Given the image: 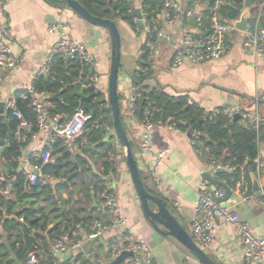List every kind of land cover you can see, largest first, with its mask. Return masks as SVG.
Wrapping results in <instances>:
<instances>
[{"label": "crops", "instance_id": "1", "mask_svg": "<svg viewBox=\"0 0 264 264\" xmlns=\"http://www.w3.org/2000/svg\"><path fill=\"white\" fill-rule=\"evenodd\" d=\"M177 1L181 8L179 18L173 26L161 21L160 27L166 37L162 39L153 54L149 53L158 59H163L166 67L160 69L158 73H154L151 69L150 76L144 81L143 86L148 90L161 88L171 96H185L190 104L198 105L205 110L241 106L244 114L264 117V56H256L251 49L245 46V32L239 31L231 37L230 49L222 58L197 65L187 62L179 68L173 67L177 47L183 42L185 35L191 33L197 36L201 33L197 25L192 26L191 19H187L184 12L192 10L196 15H200L208 10L207 0H198L196 3H192L191 0ZM134 4L136 9H140L142 1L134 0ZM245 9L244 5L243 13ZM259 13L264 15V0L253 1L248 20L249 26ZM0 15L7 25L6 39L19 62L15 71L0 72V107H6V102L11 96H19L24 83H31L35 80L41 64L49 54L50 47L63 38L78 40L85 44L87 52L96 59L99 65L104 85L110 73L112 54L111 39L106 29L90 24L66 4L55 7L45 0H0ZM117 24L122 36V47L123 43H126V50L132 52L137 62L133 73L127 76L119 75V88L124 95L121 102L123 122L136 148L134 156L138 168L141 176L144 174L142 178H145L143 179L146 186L148 185L154 194L167 201L180 224L192 235L199 188L203 183L214 187L203 178L204 174H210L215 179L226 183L218 177L217 172L208 170L204 157L183 132L155 127L148 132L152 150L143 151L141 149L142 135L145 130L139 125L137 117L131 114L130 95L135 85L132 76L139 67H142L138 61L144 56L143 48L148 46L149 37L145 32L146 35L141 33L142 30L134 31L122 20H119ZM52 26L57 27L55 32L50 31ZM108 135L109 140L114 136L111 144L115 149V173L103 175L102 159L97 158L98 154H95V150L90 152L81 148V151L74 156V158L79 156L80 163L74 158L72 160L79 171L90 167L92 172H86L83 180L73 178L71 182H68L66 178H58V182L51 186L62 181L66 182L65 188L55 195L57 198L70 200L68 208H74L77 206L75 200L82 199L85 202L89 200V197L84 194L85 188L82 187V182L89 184L100 181L99 175L105 176L119 203L126 224L110 229L93 240L87 237L91 224L87 227L88 233L81 229L78 230L75 233L79 239L83 240L82 247L66 255H60L58 257L60 263L83 264L82 260H84L89 264H95V259L108 260L112 241L118 240L119 244L124 247L127 245L129 234H134L149 246L154 264H202L179 242L161 237L146 221L126 165L125 150L119 145L111 129ZM42 139L43 136L39 134L38 140L30 143L23 150L22 157L19 159V168L13 173L14 175L9 174L10 169L0 156L1 184L4 179H9L7 182L15 181L16 173L33 169L29 159L32 151L40 145ZM160 151H167V154L160 169V183L154 188L150 170L153 165V154ZM97 153H100V150ZM255 175L257 176L256 173ZM257 178L260 192L254 190L253 177L251 186L247 180L245 181L247 190L250 189L249 193L253 195V199L243 201L238 194L233 192L231 199L224 204L233 207L255 234L264 238V173ZM91 195L93 204L97 206L99 193L94 194L92 190ZM42 206L47 208L48 203ZM94 217L106 220V216L98 212H95ZM216 225L213 242L209 247L203 248L205 253L216 264H254L247 262L243 246L234 227L218 218ZM0 230H2L1 224ZM79 256L82 259L77 261ZM125 261L126 259L121 264ZM18 264L26 263L19 262Z\"/></svg>", "mask_w": 264, "mask_h": 264}, {"label": "trees", "instance_id": "2", "mask_svg": "<svg viewBox=\"0 0 264 264\" xmlns=\"http://www.w3.org/2000/svg\"><path fill=\"white\" fill-rule=\"evenodd\" d=\"M52 6L58 7L66 4V0H45ZM93 16L110 19L118 22L119 20L127 23L134 31L139 29L136 23V8L134 0H77ZM165 0H143L142 6L148 14L149 19H154L161 26V10ZM229 5L221 8L220 15L223 21H237L240 19L243 9V0H228ZM212 16L207 10L203 13L201 35L210 28ZM144 56H149L147 46H144ZM142 57V58H143ZM80 62L77 59H64L57 57L52 65L51 75L47 78H37L34 86L38 91H47L53 94L50 99L52 106L48 109L51 117L67 114L72 117L77 111H84L93 118L89 124L96 119H100L103 128L93 130L83 139L79 140L81 148L87 151L95 150L97 158L102 159L103 175L115 173V149L111 144L114 136L105 141L108 131L113 129V118L109 106V96L99 92L93 101H83L79 93L86 95L92 93L90 90L74 83ZM147 70L145 74L136 77L133 74L135 85L142 88L141 100L136 104L135 116L137 119L144 118V112L149 104L155 108V121L176 122L177 127L182 131H198L202 136L198 140L196 147L201 155L207 160H217L224 164H231L235 167L233 172H220L218 177L225 181L226 185L234 189L239 182H252V174L256 173L254 159L257 157L259 148L264 144V125L254 128L245 124L241 119L233 122L220 113L212 117L206 114L205 109L198 105L189 104L185 96H171L161 88L148 90L144 87V81L150 76L151 69L147 65H142ZM65 85L67 88L63 89ZM20 96V95H19ZM121 101V96L119 94ZM29 103L22 98L18 101V108L23 116L32 124L33 132H37L36 114L29 108ZM181 122H185L182 124ZM20 121L14 118L6 107H0V156L7 163L9 174L14 175L19 168V159L22 157L23 150L29 145L20 143L16 138V132ZM127 132V127L124 124ZM128 134V132H127ZM134 153V143L131 142ZM100 150V153H97ZM46 151V149L44 150ZM94 152V151H93ZM52 162L43 165V171L54 175L56 178H66L71 182L73 178L83 180L86 172L92 169L83 168L81 171L76 167L62 140L51 149ZM250 161L246 163V158ZM74 160H79V156ZM29 162L33 166H40L42 160H36L32 156ZM7 169V170H8ZM141 173V172H140ZM14 194L8 200L0 193V264H18L27 260L28 255L39 252L38 264H54L57 257L52 251V242L63 233L73 234L78 230L89 232L88 226L98 217H94L97 207L91 199V191L94 194L101 193L104 189V181L82 182L84 194L89 197L85 202L82 199L76 200V207L68 208L70 200H61L56 197L59 190L65 188L64 182L55 186L28 188L26 177L23 172L16 173L14 176ZM98 179V178H97ZM6 180V181H5ZM9 179H4L2 185ZM146 186V184H145ZM251 186V185H250ZM147 190L153 193L147 186ZM250 190V189H249ZM247 190L248 192H250ZM154 194V193H153ZM156 195V194H155ZM100 199V198H99ZM48 203L52 209L44 208L42 205ZM98 205V204H97ZM13 215V216H12ZM23 219V222L20 221ZM80 228H77L78 226ZM51 226V227H50ZM79 256L76 260H81ZM83 264H89L82 260Z\"/></svg>", "mask_w": 264, "mask_h": 264}, {"label": "built area", "instance_id": "3", "mask_svg": "<svg viewBox=\"0 0 264 264\" xmlns=\"http://www.w3.org/2000/svg\"><path fill=\"white\" fill-rule=\"evenodd\" d=\"M143 1V0H141ZM198 0H191L196 3ZM207 0L208 11L212 16L210 28L202 36L195 34L185 35L183 42L177 47L175 57L173 60V67L179 68L185 63L202 64L217 60L225 56L231 43V37L235 36L239 30L235 26V22L223 21L220 15V10L229 5L228 0ZM142 13V21L144 24V32L149 37L148 50L150 54L156 51L165 34H163L159 23L154 19H149L148 14L144 11L143 6L140 8ZM181 14V8L177 0H165L161 10V20L167 25L173 26ZM196 16V25L201 26L203 14L196 15L192 10L184 12L187 19H192ZM138 18L136 23L138 25ZM57 30L56 26L50 28L51 32ZM140 30V28L138 29ZM202 32V31H201ZM244 44L251 49L256 56H264V15L259 13L253 20L252 25L249 26L248 31L245 32ZM7 25L5 20L0 15V72H12L18 68V58L13 53L12 47L7 39ZM77 59L80 62L77 77L74 81L76 85L80 84L83 88L95 93L103 92V75L100 72L99 65L96 59L90 55L83 42L63 38L55 42L49 49L47 58L41 64L37 78H47L51 75L52 65L57 58ZM147 72L143 67H139L135 72L136 77H140ZM35 80L31 83H24L21 87L22 93L20 96L13 95L6 102V110L12 114L14 118L20 121L19 128L16 132V138L20 143H33L38 140L39 134L43 136L40 140V145L32 151L31 156L36 160H42L40 166H33L32 170H23L28 184V188L48 187L58 182V178L54 175L43 171V165L52 162L51 149L58 142L62 140L67 152L73 157L81 151L79 140L83 139L93 130L103 128V123L100 119H96L90 123L93 116L86 114L84 111H77L72 117L67 114L56 115L51 117L48 113L51 107L50 99L52 93L47 91H38L34 86ZM65 85L63 89L67 88ZM142 88L136 85L133 86L130 95V110L131 114L135 116L137 110L136 104L141 100ZM22 98L28 101L29 108L36 114L37 132H33L32 124L23 116L18 108V101ZM190 104V102H189ZM205 113L211 114L212 117L220 113L219 109L205 110ZM222 114L230 121L234 119L237 114H241L242 121L245 124L251 125L254 128H259L264 125V117L258 115H248L243 113L241 106H229L222 108ZM139 125L145 130L142 135L141 149L143 151H151L149 131L155 127L164 128L170 131L183 132L186 134L191 143L196 146L202 134L198 131H182L177 127L176 122L162 120L155 121V108L153 104H149L144 112L142 120L137 119ZM184 124L185 122H181ZM109 132V131H108ZM46 149V151H44ZM167 151H160L153 154V165L150 174L155 184L160 183V169L164 162ZM206 166L209 171H227L233 172L235 167L231 164H224L217 160H207L204 158ZM250 159L246 158V163ZM256 164V174L261 176L264 173V145H261L257 157L254 159ZM105 182L104 189L99 194V202L97 212L104 214L106 220L95 218L90 226V232L87 235L88 239L93 240L98 238L104 232L118 228L126 224V219L122 214L119 203L111 191L105 176H98ZM232 192L238 194L243 201L253 199L247 189L244 188L243 182H239ZM0 193L11 200L14 194V181H9L2 185L0 183ZM226 191L222 188L216 189L210 187L207 183H203L198 192L196 202V218L192 223V237L202 248H207L214 240L216 233L217 218L234 227L238 238L243 246L244 255L249 263L264 264V238L258 237L254 230L247 222L242 220L239 213L231 206L224 203L218 205L217 201L224 198ZM177 204V203H176ZM13 216V215H12ZM23 222V219H20ZM80 228V225L77 227ZM83 245V240L77 237L76 233L72 235L63 233L59 238L52 242V251L57 259L54 264H61L58 257L66 255L72 250H76ZM110 256L108 260L95 259V264H112L124 251L131 252L132 257L126 259L123 264H154L153 254L149 246L143 242L138 236L129 234L127 238V245L122 247L118 240H113L110 248ZM39 252H33L28 255L26 264H38ZM70 264V263H69ZM77 264V263H71Z\"/></svg>", "mask_w": 264, "mask_h": 264}, {"label": "water", "instance_id": "4", "mask_svg": "<svg viewBox=\"0 0 264 264\" xmlns=\"http://www.w3.org/2000/svg\"><path fill=\"white\" fill-rule=\"evenodd\" d=\"M213 1V0H212ZM211 1V2H212ZM254 0H244L245 12L241 15L240 19L235 21L236 28L241 32H247L250 18V9ZM67 6L75 13L81 16L84 20L94 26L106 29L109 32L111 39V67L109 73L108 91H109V106L113 118V130L115 138L118 143L125 150L126 165L130 173L131 180L137 191L138 198L142 205V210L146 221L161 237L165 239L175 240L191 252L202 264H216L204 251V249L196 243L192 235L185 229L178 219L173 214L166 200L149 192L145 186L144 179L141 176L136 158L134 156L131 140L125 130L123 116L121 112V101L119 98V75L122 68V36L119 26L116 21L93 16L77 0H66ZM136 16L139 20L138 26L140 30H144L142 21V13L140 9H136ZM192 26H196V16L191 19ZM83 101H93L97 93L93 92L86 95L83 92L79 93ZM241 114H237L233 122L242 119ZM224 172V171H220ZM254 190L260 192V184L257 176H253ZM203 178L210 182L216 189H224L226 195L224 198L217 201V204L228 202L232 197V190L223 182L215 179L210 174H204ZM66 184V182H64ZM131 252L124 251L112 264H121L125 259L132 257ZM62 264H69L64 262Z\"/></svg>", "mask_w": 264, "mask_h": 264}, {"label": "rangeland", "instance_id": "5", "mask_svg": "<svg viewBox=\"0 0 264 264\" xmlns=\"http://www.w3.org/2000/svg\"><path fill=\"white\" fill-rule=\"evenodd\" d=\"M141 33L145 34L144 31H142ZM122 35L124 36V34H122ZM125 45H126V43H123V47L121 50V53H122L121 59H122V65L123 66L120 69V76H122V75L127 76L128 74L133 73L137 67V62L135 61V56L132 54V52L128 51V49L126 50ZM138 63H141L142 65L144 64V65L149 66L150 69H153L154 73H158L160 71V69H162L163 67L164 68L166 67L165 61L163 59H158L157 57L152 56V55H149V56H146V57L139 59ZM108 82H109V76L104 81V85H102V88L104 86L103 93H105L106 96L109 94ZM83 91L84 90H82V92ZM119 94L121 96V102H122L124 95H123V91L121 90V88H119ZM111 131L115 134L113 129H111ZM108 136L109 135L106 136L105 141H109ZM134 149H136V148L134 147ZM98 170H100V169H98ZM142 176H144V174ZM151 181L153 182L154 188H156V184L154 183L152 176H151ZM147 187L150 188L148 185H147ZM61 200H66V198H62ZM73 202H74V200H73ZM47 208H50V205H48Z\"/></svg>", "mask_w": 264, "mask_h": 264}]
</instances>
